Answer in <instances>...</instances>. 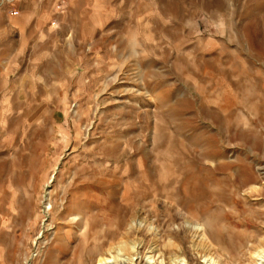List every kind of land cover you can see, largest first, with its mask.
Here are the masks:
<instances>
[{
	"label": "rangeland",
	"instance_id": "rangeland-1",
	"mask_svg": "<svg viewBox=\"0 0 264 264\" xmlns=\"http://www.w3.org/2000/svg\"><path fill=\"white\" fill-rule=\"evenodd\" d=\"M183 216L264 264V0H0V264H215Z\"/></svg>",
	"mask_w": 264,
	"mask_h": 264
},
{
	"label": "bare ground",
	"instance_id": "bare-ground-1",
	"mask_svg": "<svg viewBox=\"0 0 264 264\" xmlns=\"http://www.w3.org/2000/svg\"><path fill=\"white\" fill-rule=\"evenodd\" d=\"M182 220L185 223L188 222L189 224L191 223L193 225V226H188V225L186 226L185 225L186 227L184 225H181V228L184 229V231L187 234V240L190 243V246L192 247V249H195V251H197V253H200L203 255L205 254L206 256H210L212 259H214L215 264H226L224 259L221 258V255L219 254L218 247H220V245H221V242H220L221 240H219L217 238L216 234H214V231L209 228L210 223L204 222L201 225L198 222H195L194 224H196V226H194L193 222H191V219L189 220L188 217L183 216ZM134 231H136V233L142 232V231H146L145 232L146 234L149 233L148 229L145 228V230H143L140 227H138ZM127 235H129V232H127ZM153 235H154L153 241H154L155 246L159 247L158 241L163 242L162 243V246H163L162 249L164 250V253H165V251L166 252L168 251L171 253L174 250L178 249L180 254L187 257L186 251L184 250L183 246L181 245V242H177L174 230L173 231L171 230L169 232H162V233L155 232V234H153ZM124 242L125 241H120L118 244V246L120 245L119 247H121V249L126 248ZM231 245H232V243L229 245V247ZM229 247H227V243H226V247L224 246L222 249L224 252L227 253L230 248L232 249L233 246H231L230 248ZM261 249L264 252V248H261ZM250 263H252V260H250Z\"/></svg>",
	"mask_w": 264,
	"mask_h": 264
}]
</instances>
